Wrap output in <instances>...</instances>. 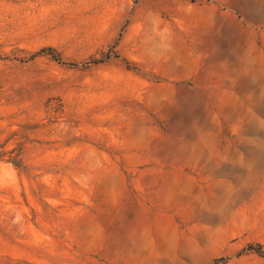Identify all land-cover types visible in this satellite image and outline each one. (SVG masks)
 Instances as JSON below:
<instances>
[{"label":"rangeland","instance_id":"obj_1","mask_svg":"<svg viewBox=\"0 0 264 264\" xmlns=\"http://www.w3.org/2000/svg\"><path fill=\"white\" fill-rule=\"evenodd\" d=\"M0 264H264V0H0Z\"/></svg>","mask_w":264,"mask_h":264}]
</instances>
